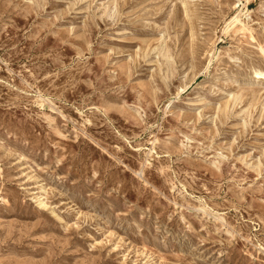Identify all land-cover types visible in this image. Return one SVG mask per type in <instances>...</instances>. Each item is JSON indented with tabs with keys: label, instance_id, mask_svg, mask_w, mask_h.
Here are the masks:
<instances>
[{
	"label": "rangeland",
	"instance_id": "1",
	"mask_svg": "<svg viewBox=\"0 0 264 264\" xmlns=\"http://www.w3.org/2000/svg\"><path fill=\"white\" fill-rule=\"evenodd\" d=\"M254 71L264 0H0V264H264Z\"/></svg>",
	"mask_w": 264,
	"mask_h": 264
},
{
	"label": "bare ground",
	"instance_id": "2",
	"mask_svg": "<svg viewBox=\"0 0 264 264\" xmlns=\"http://www.w3.org/2000/svg\"><path fill=\"white\" fill-rule=\"evenodd\" d=\"M237 16V15H236ZM235 16V18L233 19V21L232 22H237L238 21V19H237V17ZM238 23V22H237ZM241 24V23H240ZM239 24V25H240ZM239 31H241V32H244V31H247V29L245 28V25H242L241 24V26L239 27ZM253 75H254V78L255 79H261V78H264V71H254L253 72Z\"/></svg>",
	"mask_w": 264,
	"mask_h": 264
}]
</instances>
